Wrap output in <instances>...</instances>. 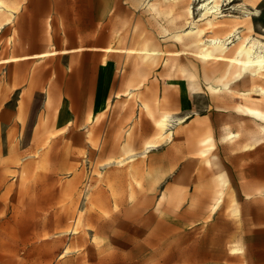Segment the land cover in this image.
Returning a JSON list of instances; mask_svg holds the SVG:
<instances>
[{
	"label": "rangeland",
	"instance_id": "obj_1",
	"mask_svg": "<svg viewBox=\"0 0 264 264\" xmlns=\"http://www.w3.org/2000/svg\"><path fill=\"white\" fill-rule=\"evenodd\" d=\"M4 1L0 59L27 57L0 63V264H264V127L235 109L240 79L171 39L189 3L205 36L264 42V0H217L212 33L197 0L161 19L142 0ZM141 34L159 45L144 72L127 53ZM157 100L183 121L145 151L157 130L141 102Z\"/></svg>",
	"mask_w": 264,
	"mask_h": 264
},
{
	"label": "bare ground",
	"instance_id": "obj_2",
	"mask_svg": "<svg viewBox=\"0 0 264 264\" xmlns=\"http://www.w3.org/2000/svg\"><path fill=\"white\" fill-rule=\"evenodd\" d=\"M182 1L183 0H142L149 15L153 18L156 17L160 19L164 13H168L167 10L164 11L162 4L168 2L176 4ZM231 1L232 0H228V2ZM197 2V9L199 10L197 21H204L209 30L208 32L212 33L213 29L216 27L215 24H217L215 20L219 17V4L217 3V0H197ZM12 10L13 9L5 3L4 0H0L1 14L5 12L11 14L13 13ZM185 12L187 15L186 23L188 26L181 31L175 32L173 35L171 34L172 41L179 43L180 45H185L183 44V41H186L188 45H185L186 47L183 49L191 48L194 51V56L202 63H212L223 66L224 68L221 70L222 78H225L226 75L229 74V77L231 78L240 79L245 88L243 91V99L245 103L237 104L235 109L258 121L260 126L264 127V86L259 83L262 79L264 80V42L255 38L243 37V35L241 36L240 34L236 35L235 29L230 30V32L224 37H207L205 36V29L198 28L196 22L192 20L193 10L191 4L188 3L185 5ZM4 24L5 23L0 22V30L3 28ZM169 37H167V39H169ZM233 37H235L236 42L232 44ZM151 39L152 37L150 34H141L138 40L134 43L135 47L127 50L128 54L135 53L133 57L136 66L139 65V67H141L139 68L141 72H144L145 65L156 59V49L159 45L156 43L152 44ZM68 51L71 50H50L35 56L41 57L53 55L58 52L67 53ZM101 51L106 53L120 52V48L109 46L101 48ZM26 57L27 56L11 57L9 59L14 60L16 58L22 59ZM9 59H0V63L7 62ZM180 73H184V70L180 69ZM221 77L219 80H222ZM186 90L190 93L200 92L199 87L193 83L191 77H186ZM139 95L140 92H133L132 90H129L126 93L128 99H133L131 98L133 96L139 98ZM115 96H118V94ZM141 107L148 118L153 122V127L157 130L154 140H146L144 142L145 151H148L157 147L159 141L165 136V134L170 135L172 133L173 124L181 123L183 121V116L175 118L166 108L160 109L159 100L154 102V107H152L149 102L142 101ZM237 136L238 134L233 132H228L227 135L229 139L236 138ZM209 142H211L209 137L201 140V144L203 145H206ZM201 152L203 153V150ZM215 158V155H211L208 163L215 166L216 164L213 161ZM216 178L218 180L217 184L222 188L225 185L222 175L218 173ZM219 202L220 197L216 199L215 203L212 205V209H215Z\"/></svg>",
	"mask_w": 264,
	"mask_h": 264
},
{
	"label": "crops",
	"instance_id": "obj_3",
	"mask_svg": "<svg viewBox=\"0 0 264 264\" xmlns=\"http://www.w3.org/2000/svg\"><path fill=\"white\" fill-rule=\"evenodd\" d=\"M164 96L168 100V107L173 111L174 114L184 112L185 105L188 103L187 98L182 92L176 88L164 89Z\"/></svg>",
	"mask_w": 264,
	"mask_h": 264
}]
</instances>
